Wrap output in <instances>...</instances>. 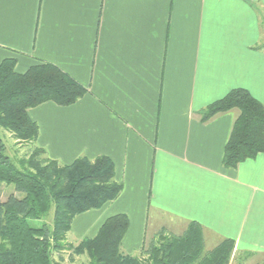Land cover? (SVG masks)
Masks as SVG:
<instances>
[{
  "label": "crops",
  "instance_id": "obj_1",
  "mask_svg": "<svg viewBox=\"0 0 264 264\" xmlns=\"http://www.w3.org/2000/svg\"><path fill=\"white\" fill-rule=\"evenodd\" d=\"M263 21L264 0H0V61L15 57L18 72L50 62L86 88L72 104L28 109L39 127L31 148L59 164L107 156L123 185L73 219L67 243L125 214L120 250L139 254L194 220L205 250L232 238L229 264H261L264 152L224 167L239 111L201 114L235 87L264 104Z\"/></svg>",
  "mask_w": 264,
  "mask_h": 264
},
{
  "label": "trees",
  "instance_id": "obj_2",
  "mask_svg": "<svg viewBox=\"0 0 264 264\" xmlns=\"http://www.w3.org/2000/svg\"><path fill=\"white\" fill-rule=\"evenodd\" d=\"M15 64V57L0 61V131L31 144L39 127L28 109L47 101L72 104L86 88L50 62L34 63L24 72L16 71ZM233 108L239 113L222 156V165L229 168L264 152V104L249 90L230 89L207 104L201 120ZM114 176V163L107 156H81L59 164L36 146L18 166L5 153L0 134V182L15 187V193L0 200V264H61L66 251H71L72 257L85 256L86 261L80 264H229L234 240L224 238L207 251L203 227L194 220L181 234L162 230L139 254L120 250L128 227L125 214L107 217L94 236L67 243L77 215L98 209L120 194L123 185ZM250 255L252 252H245L244 259Z\"/></svg>",
  "mask_w": 264,
  "mask_h": 264
},
{
  "label": "rangeland",
  "instance_id": "obj_3",
  "mask_svg": "<svg viewBox=\"0 0 264 264\" xmlns=\"http://www.w3.org/2000/svg\"><path fill=\"white\" fill-rule=\"evenodd\" d=\"M263 28H264V21H263ZM0 134L5 143V153L10 157L12 162H14L16 165L19 166V161L29 156L32 150L31 144L29 142H21V141L16 140L11 135L10 132L3 130V129H1ZM10 193H15L14 185L0 182V200H4L6 196ZM48 222H50V219H48ZM34 223L38 224L39 221H34ZM161 231L157 232V234L154 235L150 241L157 240L159 238V233H161ZM67 239L70 242L73 241V235H68ZM150 241H147V243ZM65 253L70 254L71 251H66ZM76 257H77V260H76L77 262L75 264L84 263L86 261L85 256H76Z\"/></svg>",
  "mask_w": 264,
  "mask_h": 264
}]
</instances>
